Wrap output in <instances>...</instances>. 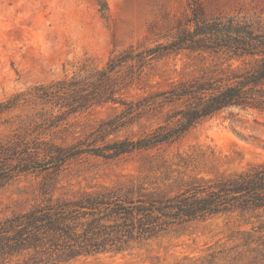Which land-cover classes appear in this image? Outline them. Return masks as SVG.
<instances>
[{
    "label": "rangeland",
    "instance_id": "rangeland-1",
    "mask_svg": "<svg viewBox=\"0 0 264 264\" xmlns=\"http://www.w3.org/2000/svg\"><path fill=\"white\" fill-rule=\"evenodd\" d=\"M193 1L208 18H245L264 32V0ZM193 1L0 0V152L43 118H49L52 127L28 140L86 150L59 167L37 168L1 187L0 221L50 199L83 192L134 189L136 195L167 199L200 178L225 177L264 163V112L259 110L231 108L201 121L174 142L105 158L89 150L145 137L164 125L173 107L159 108L101 135L97 130L115 118L119 105H94L74 113L30 102L2 107L19 94L28 97L36 86L101 69L112 56L131 47L170 42L191 16ZM256 65L252 57L181 51L153 61L144 70L141 85L147 87H132L124 98L135 100L218 68L251 71ZM43 149L44 144L39 146ZM23 154L35 158L36 152ZM52 154L56 153L40 152L37 160L44 163ZM188 156L196 161L189 162ZM57 264H264V210L175 225L120 254L81 256Z\"/></svg>",
    "mask_w": 264,
    "mask_h": 264
},
{
    "label": "trees",
    "instance_id": "trees-1",
    "mask_svg": "<svg viewBox=\"0 0 264 264\" xmlns=\"http://www.w3.org/2000/svg\"><path fill=\"white\" fill-rule=\"evenodd\" d=\"M195 4L189 3L191 16L170 42L145 49L131 47L112 56L101 69L85 70L70 80L36 86L28 97L19 94L2 107L9 109L19 102H30L49 105L52 110L68 108L74 113L94 105H119L121 111L113 120L101 124L99 135L131 124L159 108L173 107L164 125L145 137L89 150L105 158L174 142L201 121L231 108L264 112V32L245 18H208ZM181 51L252 57L257 65L251 71L218 68L213 74L178 80L166 90L135 100L124 98L132 87H147L141 83L145 68L153 61ZM49 127L51 120L43 118L41 123L23 129L17 141L3 148L0 188L21 174L37 168L45 170L49 165L59 167L86 151L57 148L39 138L28 140L29 135H40ZM43 144L46 149L40 151ZM18 148V152H10ZM30 149L35 150V158L23 154ZM40 152L56 154L41 163L37 160ZM186 160L196 161L191 156ZM261 209L264 210V163L225 177L200 178L167 199L136 195L134 189L83 192L70 198L50 199L28 212L0 221V264H57L81 256L120 254L132 244L155 238L175 225Z\"/></svg>",
    "mask_w": 264,
    "mask_h": 264
}]
</instances>
